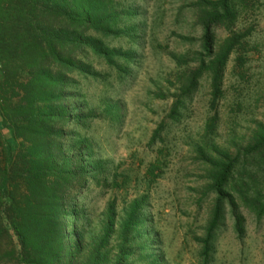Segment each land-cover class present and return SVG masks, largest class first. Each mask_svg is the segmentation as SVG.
<instances>
[{
  "label": "trees",
  "instance_id": "obj_1",
  "mask_svg": "<svg viewBox=\"0 0 264 264\" xmlns=\"http://www.w3.org/2000/svg\"><path fill=\"white\" fill-rule=\"evenodd\" d=\"M255 1L194 0L202 28L200 50L194 68L183 57L176 58L178 67L186 68L177 73L176 85L169 82L177 87L168 114L171 121L179 120L206 73L210 108L215 110L226 63L248 35L235 32L234 26ZM125 16L112 0H0V119L14 144L7 150L0 130V264H134L130 235L142 227L139 201L123 214L113 256L107 248L115 231L114 200L105 209L101 234L91 241L87 254L79 255L88 246L84 235L89 224L80 198L89 184L101 183L105 164L80 135L95 115L83 105L78 86L81 80L96 77L85 62L88 54L126 71L133 54L106 43L127 34L122 26ZM218 28L228 35L215 49ZM106 112L113 114L109 108ZM214 123L215 117L208 123L210 130ZM163 126L154 131L151 143L162 139ZM215 154L217 159L209 163L216 200L201 240V264L212 262L225 205L230 206L235 232L242 235L243 221L231 190L259 218L264 217V193L248 197V189L234 179L238 168L264 160V125L257 126L235 155L221 150ZM157 166H152L151 175ZM82 221L87 223L80 226ZM147 247H138V258L146 256Z\"/></svg>",
  "mask_w": 264,
  "mask_h": 264
},
{
  "label": "rangeland",
  "instance_id": "obj_2",
  "mask_svg": "<svg viewBox=\"0 0 264 264\" xmlns=\"http://www.w3.org/2000/svg\"><path fill=\"white\" fill-rule=\"evenodd\" d=\"M112 2L126 13L122 26L127 34L106 43L131 52L133 59L124 72L91 54L85 60L96 77L81 80L78 87L83 105L95 118L80 135L104 162L105 174L100 184H89L80 198L89 224L84 235L88 246L79 255L87 254L91 241L101 234L105 209L114 200L115 231L107 248L113 256L123 214L139 201L142 227L130 235L133 263L201 264V240L216 200L209 160L217 159L215 150L235 155L249 143L257 126L264 125V0L243 11L234 26L235 32L248 35L226 63L215 110L210 108L206 73L176 122L168 118L177 89L169 82L175 84L177 73L186 68H179L176 58L183 57L194 68L200 50L202 28L194 0ZM227 35L224 28L215 30V49ZM108 108L113 114L107 115ZM213 117L215 127L210 130ZM160 124H164L162 139L151 143ZM0 130L5 147L11 149L14 144L2 130L1 119ZM234 179L248 189V197L264 193V160L238 168ZM231 193L243 221L242 235L235 232L230 206L225 205L211 264H264V217L259 218ZM143 244L148 246L146 256L138 258Z\"/></svg>",
  "mask_w": 264,
  "mask_h": 264
}]
</instances>
